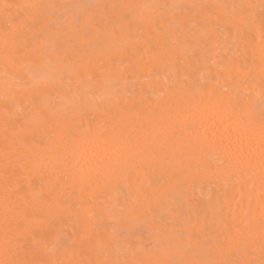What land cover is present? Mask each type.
<instances>
[{"label": "snow or ice", "instance_id": "snow-or-ice-1", "mask_svg": "<svg viewBox=\"0 0 264 264\" xmlns=\"http://www.w3.org/2000/svg\"><path fill=\"white\" fill-rule=\"evenodd\" d=\"M14 7L27 9L39 26L16 24L10 15ZM169 10H179L183 19ZM3 14L7 26L0 40L5 77L0 264H264V0L258 5L6 3ZM181 23L191 24L199 33L204 52L222 49L232 55L214 57L210 63L215 72L203 84L170 82L166 77L165 84L182 99L178 108L146 107L130 117L131 110L120 103L122 75L111 67L114 54L123 56L132 49L135 56L150 43L153 31L175 29ZM164 34L177 46L167 54L176 55L185 33ZM89 49L96 53V72L91 70ZM153 50L158 58L159 48ZM21 97L27 110L18 106ZM213 121L226 127L221 132L212 127ZM38 124L46 131L45 142L36 151L23 133ZM79 145L99 151L90 157L80 152L77 158ZM177 145L216 156L225 171L249 187L258 179L262 194L258 212L240 207L236 214L221 218L212 235L197 237L175 227L170 210L168 216L155 219V241L142 249L122 244L121 233L108 244L89 247L83 259L35 258L37 250L41 255L54 254L58 248L70 249L73 242L29 244L40 219L33 205L41 195L34 191L29 198L22 185L11 181L17 165L79 182L82 190L103 188L168 165L179 157ZM172 180L178 193L181 177ZM136 205L133 197L119 210L134 213ZM137 251L144 254L137 257Z\"/></svg>", "mask_w": 264, "mask_h": 264}, {"label": "bare ground", "instance_id": "bare-ground-1", "mask_svg": "<svg viewBox=\"0 0 264 264\" xmlns=\"http://www.w3.org/2000/svg\"><path fill=\"white\" fill-rule=\"evenodd\" d=\"M34 2L108 5L121 3L214 5L221 2L258 5L260 0H0V40L7 26L3 5L7 3L22 6ZM169 14L183 19V13L179 10L175 12L169 10ZM10 15L14 22L23 28L34 29L40 24V21L23 7L12 8ZM166 31L185 33V39L174 56L167 54L168 50L177 46L164 34ZM198 39L199 33L191 29V24L181 23L175 29H165L160 33L153 31L150 43L144 45V51L136 53L135 56L132 55V49H128L123 56L114 54L113 59L116 62L111 67L122 75L120 103L131 110L128 114L130 117H134L138 111H144L146 107L178 108L182 99L174 95L172 89L165 84L166 77L170 82L199 81L203 84L207 81L208 74L215 72L210 61L214 57L227 59L232 55V52L222 49L204 52ZM156 47L160 52L158 58L153 50ZM217 52L220 53L219 56H216ZM88 55L93 59L91 70L96 72V53L89 49ZM4 86L3 62L0 58V193L3 191L4 181L2 161L5 143L2 124L5 107ZM9 86H14L11 81ZM161 92L166 94L161 96ZM50 94L55 96L54 92ZM53 103L56 101L53 100ZM18 106L27 110L28 105L23 97L18 101ZM210 118L211 115L205 117L204 123L207 124ZM212 127L222 132L226 125L221 126L213 121ZM209 130L211 131V127ZM45 131V126L38 124L30 126L23 135L30 145L39 151L40 144L45 142ZM177 148L179 157L168 165L149 168L139 175L133 174L131 180H118L103 188L89 189L84 186L82 190L79 182L67 178L57 180L56 175L51 172L42 173L31 165H17L12 169L11 181L22 185L25 195L29 198L34 191L41 195L33 205L34 214L40 219L34 228V240L30 238L29 244L34 247L43 241L51 245L56 239L73 242L70 249L58 248L54 254L41 255L37 250L35 258L53 261L83 259L89 247L97 242L108 244L114 235L121 233L124 234L121 237L122 244L142 249L155 241L154 228L157 226L154 223L155 219L160 215L168 216L170 210L177 220L174 226L197 237L212 235L220 219L229 213L236 214L240 207L251 206L258 212L262 199L258 179L254 187H249L245 181H238L225 171L224 165L216 156L200 153L195 148L179 149V145ZM95 151L99 150L94 146L79 145L76 148V155L78 158L79 153L83 152L86 157H90ZM173 176H180L182 180L178 193H175ZM176 195L178 199L175 198ZM133 197L137 198V211L130 214L120 212L119 206L130 205ZM152 209H156V212L154 213ZM124 251L122 248L121 255ZM143 254L139 251L136 253L137 257Z\"/></svg>", "mask_w": 264, "mask_h": 264}]
</instances>
